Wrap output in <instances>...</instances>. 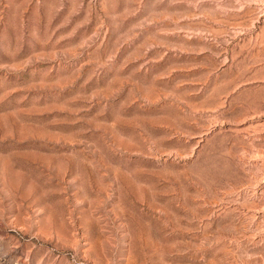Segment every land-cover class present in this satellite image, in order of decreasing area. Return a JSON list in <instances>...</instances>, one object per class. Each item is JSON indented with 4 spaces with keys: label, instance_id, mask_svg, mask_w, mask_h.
Here are the masks:
<instances>
[{
    "label": "rangeland",
    "instance_id": "rangeland-1",
    "mask_svg": "<svg viewBox=\"0 0 264 264\" xmlns=\"http://www.w3.org/2000/svg\"><path fill=\"white\" fill-rule=\"evenodd\" d=\"M0 264H264V0H0Z\"/></svg>",
    "mask_w": 264,
    "mask_h": 264
}]
</instances>
